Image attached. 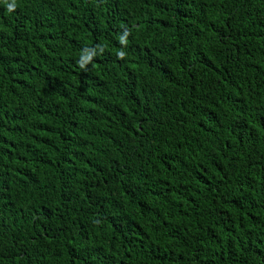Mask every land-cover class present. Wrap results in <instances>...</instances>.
I'll list each match as a JSON object with an SVG mask.
<instances>
[{
	"label": "trees",
	"instance_id": "obj_1",
	"mask_svg": "<svg viewBox=\"0 0 264 264\" xmlns=\"http://www.w3.org/2000/svg\"><path fill=\"white\" fill-rule=\"evenodd\" d=\"M0 264H264V0H0Z\"/></svg>",
	"mask_w": 264,
	"mask_h": 264
},
{
	"label": "clouds",
	"instance_id": "obj_2",
	"mask_svg": "<svg viewBox=\"0 0 264 264\" xmlns=\"http://www.w3.org/2000/svg\"><path fill=\"white\" fill-rule=\"evenodd\" d=\"M121 55H123V54L121 53Z\"/></svg>",
	"mask_w": 264,
	"mask_h": 264
}]
</instances>
